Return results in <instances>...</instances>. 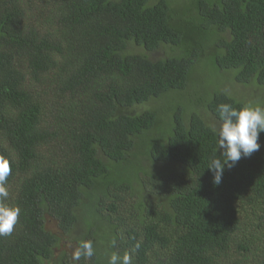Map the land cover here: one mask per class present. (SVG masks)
Here are the masks:
<instances>
[{
	"label": "trees",
	"instance_id": "16d2710c",
	"mask_svg": "<svg viewBox=\"0 0 264 264\" xmlns=\"http://www.w3.org/2000/svg\"><path fill=\"white\" fill-rule=\"evenodd\" d=\"M222 103L264 105V0H0V264H264V133L214 185Z\"/></svg>",
	"mask_w": 264,
	"mask_h": 264
},
{
	"label": "clouds",
	"instance_id": "9594fccd",
	"mask_svg": "<svg viewBox=\"0 0 264 264\" xmlns=\"http://www.w3.org/2000/svg\"><path fill=\"white\" fill-rule=\"evenodd\" d=\"M218 112L222 124L218 130L220 158L213 157L209 169L213 173L214 185H220L226 169H232L241 160L249 158L261 148L258 142L260 134L264 133V105L247 104L239 110L231 104H220ZM12 171L9 157L0 156V236L10 235L18 222L20 208L5 203L8 197L6 187L7 177ZM139 247V245H137ZM94 248L92 241L82 242L75 253V258L81 255L92 257ZM108 264H131V257L125 253L121 257L112 253Z\"/></svg>",
	"mask_w": 264,
	"mask_h": 264
},
{
	"label": "rangeland",
	"instance_id": "374dc122",
	"mask_svg": "<svg viewBox=\"0 0 264 264\" xmlns=\"http://www.w3.org/2000/svg\"><path fill=\"white\" fill-rule=\"evenodd\" d=\"M163 51L160 50L159 52L155 53L154 55H159L163 57L162 53ZM215 72H214V68H213V61L212 59H208V57L202 59V61L200 62L199 66L192 72L191 77L195 80L196 83H202V81H207L208 78L210 77V79H215L214 77ZM213 85V83H212ZM224 87H226L225 89H227L229 87V85H224ZM196 95V93H194ZM168 99L170 100V103L168 106H166L165 112L162 115V119H167V115L168 118H170V116L172 115V112L170 111L171 109H174L177 105L178 101L184 100V97L182 95V93L180 91H175L174 94H170L167 96ZM162 102H160L159 104H161ZM56 231V230H54ZM65 237V236H63ZM69 245L66 242V238L65 241L62 242V247L61 250H70L71 248H69Z\"/></svg>",
	"mask_w": 264,
	"mask_h": 264
}]
</instances>
